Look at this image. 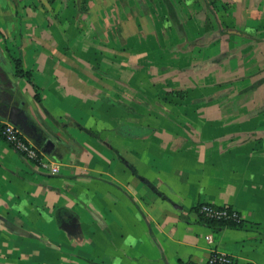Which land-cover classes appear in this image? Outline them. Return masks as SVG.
Returning a JSON list of instances; mask_svg holds the SVG:
<instances>
[{"label":"crops","instance_id":"0c3cea01","mask_svg":"<svg viewBox=\"0 0 264 264\" xmlns=\"http://www.w3.org/2000/svg\"><path fill=\"white\" fill-rule=\"evenodd\" d=\"M177 4L183 30L205 35L207 0ZM213 8L228 27L220 34L240 40L242 53L223 46V56L208 49L196 60L198 49H178L174 85L187 93L158 115L152 97L138 96L136 58L125 80L120 55L107 65L104 45L51 17L49 0H0V127L15 126L48 165L0 138V264H198L213 253L264 264V107L250 120L229 112L235 98L216 96L231 83L264 91L263 83L244 92L264 81V0H215ZM245 57L256 60L233 82L234 62ZM199 71L204 82L191 83ZM202 86L209 96L196 91ZM203 204L237 210L244 227L205 225L196 213Z\"/></svg>","mask_w":264,"mask_h":264},{"label":"rangeland","instance_id":"374dc122","mask_svg":"<svg viewBox=\"0 0 264 264\" xmlns=\"http://www.w3.org/2000/svg\"><path fill=\"white\" fill-rule=\"evenodd\" d=\"M49 1L52 5L51 17L57 16L59 22L63 23L62 25H65L63 19L66 18V25L72 27L74 32L94 34L95 44L99 42V47L104 45L107 65H110L114 54L120 55L123 65L121 71L123 79L129 80L130 76H132V79L134 78L133 70L130 72L129 61L137 59L138 96L148 100L152 97L154 101L149 106V110L158 115L168 112L170 107L174 105L175 99H178L174 93H187L186 91H179L174 85L177 82L178 73L176 71L177 67L173 68L171 66L176 65L178 49H198L196 60H200L203 53L208 51V49L212 50V59L215 58L214 56H223V51L218 49L223 46L225 48L228 46L234 47L237 54L242 53L240 40L235 39V37L225 38L220 34L221 31L227 30L228 27L211 14L208 6L205 8V16L202 15L203 20H205L203 26L205 35H193L189 32L191 31L189 29L188 31L178 29L169 18L167 10L160 0H84L85 7L81 6L80 1L77 0ZM207 2L215 5V0H207ZM103 3H105V6ZM174 4L178 7L180 16H183L182 8L178 6L177 0H174ZM118 5L121 6V16L118 15ZM185 10L183 11L185 12ZM56 12L57 14H55ZM120 23L128 27L130 29L129 33H132L129 42L126 39L129 33L121 30ZM235 27L238 28L239 26L235 25ZM162 37L167 40H163ZM223 40L226 41L223 42ZM168 53H173L174 56L169 58ZM204 58L211 59L210 56ZM246 58H248V61L245 63L241 59L236 58L233 67L241 70L238 71L236 69V78L233 82L244 79L242 76H247L246 74L249 71L247 69L248 62L251 63L256 60H249V57ZM200 68L198 66V69ZM190 76L191 83H194L195 80L202 83L205 80V72L203 71H199L195 79H193V73ZM144 83L148 84V88H145L146 85ZM141 84L145 85L144 88H141ZM229 88L231 89L228 92L222 90L220 86L216 88V96L218 98H229L230 96L233 99L235 98V104L232 105L233 109L229 112L247 114L250 120H256L258 116H255V114L264 107V105H260L262 100H264V91L261 89L257 92L242 93L238 91L237 85H232V83ZM196 91H201L202 97L209 96V90L204 88V86ZM215 94L212 96H215ZM169 99L171 100L170 103ZM226 106L229 107V105H224L223 108H226ZM203 107H205L204 111H211L208 105H203ZM245 108L253 111L243 112ZM259 125L257 124L256 127H261Z\"/></svg>","mask_w":264,"mask_h":264},{"label":"built area","instance_id":"2783aa9c","mask_svg":"<svg viewBox=\"0 0 264 264\" xmlns=\"http://www.w3.org/2000/svg\"><path fill=\"white\" fill-rule=\"evenodd\" d=\"M0 138L4 140L15 152L21 154L26 160L36 166L48 168L40 153L28 144L20 131L11 124H5L2 127ZM53 173H57V168H51ZM196 213L200 219L209 222H221L226 225L244 227L243 219L240 213L230 207L213 206L208 204L200 205ZM198 264H237V262L224 254L213 253L206 263Z\"/></svg>","mask_w":264,"mask_h":264},{"label":"trees","instance_id":"16d2710c","mask_svg":"<svg viewBox=\"0 0 264 264\" xmlns=\"http://www.w3.org/2000/svg\"><path fill=\"white\" fill-rule=\"evenodd\" d=\"M77 1H80L81 3V6L83 5L85 7V2L84 0H77ZM152 1V0H151ZM162 3L164 4V6L166 7V10H167V13H168V16L169 18L174 22V24L178 27L179 30L183 31V28H182V25L180 23V20H179V16H178V13H177V10L176 8L174 7V5L171 3L170 0H161ZM208 8L210 9V12L213 16L216 15L215 13V10L214 9H211V7L214 6L213 3H209L207 4ZM16 67H17V74L18 75H22L23 74V70L21 68V63L20 61H16ZM264 83V81L262 80L261 82L259 83H256L255 85H253L252 87L244 90V92H248V91H254L256 89H258V87L260 85H262ZM175 96L178 98V97H181V98H184V94H180V93H174ZM107 102L114 105V106H117L119 108H122L123 110L127 111V112H130L129 108H127L124 104H121V103H118V102H114L113 100H110L109 98L107 99ZM1 130H2V127H0V134H1ZM117 155V159L118 161H120L131 173L134 177H137L142 183H144L145 185L149 186L153 191L154 193H156L157 195H159L162 199H165V197L160 194L156 188L149 182L147 181L146 179H144L143 177H141L137 170L129 163L127 162L120 154L116 153ZM205 225L211 227V228H214V229H217L219 230L220 228L222 227H228V228H231V229H239L240 227H237V226H233V225H226V224H223L221 222H209V221H204Z\"/></svg>","mask_w":264,"mask_h":264}]
</instances>
